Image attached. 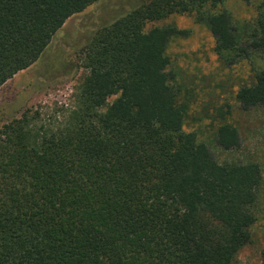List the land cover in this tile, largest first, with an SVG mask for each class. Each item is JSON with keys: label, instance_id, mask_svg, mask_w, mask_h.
I'll use <instances>...</instances> for the list:
<instances>
[{"label": "trees", "instance_id": "1", "mask_svg": "<svg viewBox=\"0 0 264 264\" xmlns=\"http://www.w3.org/2000/svg\"><path fill=\"white\" fill-rule=\"evenodd\" d=\"M96 1L0 0V86ZM224 2L143 1L89 39L62 119L25 110L0 126V264L233 263L257 219L260 167L218 162L183 130L190 96L167 47L188 30L147 28L191 14L225 66L264 54V0L241 23ZM235 97L243 110L264 107V67ZM239 139L233 123L218 126L223 149Z\"/></svg>", "mask_w": 264, "mask_h": 264}, {"label": "rangeland", "instance_id": "2", "mask_svg": "<svg viewBox=\"0 0 264 264\" xmlns=\"http://www.w3.org/2000/svg\"><path fill=\"white\" fill-rule=\"evenodd\" d=\"M145 0H98L68 17L56 31L38 59L15 73L0 86V126L22 112H38L43 122L55 124L73 106V94L84 72L82 50L92 35ZM261 0H225L236 22L256 16ZM173 24L188 35L167 47L172 68L183 93L190 96L189 117L183 130L193 131L208 145L218 162H253L261 170L257 198V219L251 226V240L240 248L232 264H259L264 252V107L243 110L235 94L251 80L255 69L264 67V54L225 66L214 52V38L191 14H174L149 22L147 28ZM115 96L108 99L111 102ZM223 122L233 123L239 144L223 149L216 131Z\"/></svg>", "mask_w": 264, "mask_h": 264}]
</instances>
